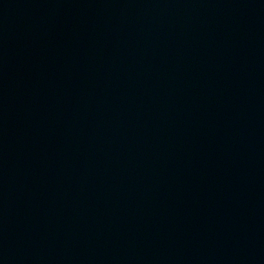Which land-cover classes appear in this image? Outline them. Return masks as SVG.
<instances>
[{
  "label": "water",
  "instance_id": "95a60500",
  "mask_svg": "<svg viewBox=\"0 0 264 264\" xmlns=\"http://www.w3.org/2000/svg\"><path fill=\"white\" fill-rule=\"evenodd\" d=\"M0 264H264V0H0Z\"/></svg>",
  "mask_w": 264,
  "mask_h": 264
}]
</instances>
